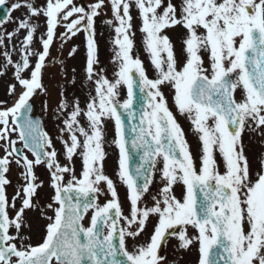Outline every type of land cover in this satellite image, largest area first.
Returning <instances> with one entry per match:
<instances>
[{
  "label": "snow or ice",
  "instance_id": "1",
  "mask_svg": "<svg viewBox=\"0 0 264 264\" xmlns=\"http://www.w3.org/2000/svg\"><path fill=\"white\" fill-rule=\"evenodd\" d=\"M6 2L0 0V6ZM108 4L112 20L105 23L115 33L111 62L116 70L112 80L104 75L103 68L97 70L95 18L105 7V0L88 6H77L74 0H46L36 6L34 0H25L11 4L0 17V47L4 48L0 75L9 66L14 69L16 83L8 86V95L17 97L10 107L0 101V148L4 151L0 157V264H164L159 250L170 237L178 240L183 251L198 246V264H264V158L253 180L242 140L245 131L264 136L260 131L264 129V0H180L179 7L171 0L166 5L165 0H108ZM133 5L141 19L144 49L155 79L149 78L139 56H133ZM22 7L27 8V15L13 21L11 12ZM41 16L45 31L38 35L40 24L34 18ZM13 22L15 27L7 30L5 26ZM61 26V47L78 32L86 33L85 76L93 82L95 93L84 108L78 98L70 102L61 93L56 115L58 119L64 117L59 128L62 155L67 161L64 164L42 122L32 117L30 104L38 91L46 92L43 70ZM175 26L187 30L183 40L185 62L179 67L173 44L163 34ZM201 28L203 33H198ZM22 30L21 58L13 61L5 41L11 42ZM37 41L40 50L34 47ZM77 49L73 46L69 56ZM201 52L208 53L209 67L204 66ZM71 83L75 84V79ZM17 84L21 89L18 94ZM121 86L127 90L122 103ZM166 86L174 89L179 113L188 117L198 136L199 168L183 129L168 107L162 91ZM137 87L147 102L139 116L133 107ZM237 89L241 91L239 101L235 98ZM125 113L128 119L139 121L130 126L134 134L131 149L139 153L134 171ZM107 120L114 121L111 143L119 149L117 176L128 190V215L122 211L114 181L104 173ZM65 133L68 139L63 138ZM13 134L16 139H12ZM21 143L34 159L17 146ZM216 153L222 157L223 174ZM77 155L82 166L79 177L72 164ZM13 163L23 169L24 183L9 200L6 189L11 181L7 174ZM38 165L50 173L54 194L46 208L54 215H43L49 221L46 235L42 243L33 246L24 243L21 232L30 227L24 220L26 210L38 207L34 197L43 186L42 181L37 182ZM157 171L163 187L149 207L142 199L150 194ZM66 174L70 176L67 183ZM101 183L110 196L103 205L97 202L104 194ZM178 183L185 188L183 200L173 192ZM17 199L21 201L18 209ZM10 209L14 216L9 215ZM89 211L90 224L84 227L82 221ZM153 215L158 220L150 238L129 251L126 240L139 237ZM189 227L195 235L188 233ZM10 229H15V234H10Z\"/></svg>",
  "mask_w": 264,
  "mask_h": 264
},
{
  "label": "flooded vegetation",
  "instance_id": "2",
  "mask_svg": "<svg viewBox=\"0 0 264 264\" xmlns=\"http://www.w3.org/2000/svg\"><path fill=\"white\" fill-rule=\"evenodd\" d=\"M21 2L24 3L25 0H7L6 5L10 8L11 4ZM46 0H34V3L36 6H42L44 5ZM171 2L179 7L180 0H171ZM167 3V0H165V5ZM85 6V5H83ZM22 14H20L19 18L23 19L27 15V8L22 7L19 9ZM131 15L133 17L132 19V32L135 33V35L132 37L134 40V49H133V56H139V58L143 59L146 64V72L149 73L147 75L153 74L156 75L155 70L153 69L148 54L145 52L143 39L144 34L140 31L141 28V19L139 17L138 10L135 8V5H133L130 9ZM34 22H37L40 24V28L38 29V35L42 34L45 31L44 27V17L41 16L38 20H35ZM115 24V22H113ZM203 29H198V33H203ZM167 35L170 39V41L173 44L174 52L176 55L178 67L182 66L185 62V56L183 53V40L187 35V30L184 29L182 26H175L173 28L165 29L164 33ZM25 35V31L22 30L16 37L13 38V46H15L14 49V60L18 61L21 58V54L18 51L20 48L23 37ZM115 36L114 30H113V38ZM64 42L63 44H65ZM34 47L37 50H40V45L37 42H34ZM67 52V47L64 51H61L62 54ZM202 58L204 60V66L209 67V60H208V53L201 52ZM32 62H35V57L32 58ZM47 64V61H46ZM67 70V68H63L62 71ZM7 71V70H6ZM25 76H28L29 73L25 72ZM15 79V78H14ZM61 78H57L56 82L54 79V74H49L47 67L43 70V76H42V83L46 89V92H39L34 95L31 99L33 102L34 107V114L38 118L42 119L43 122V129L49 134V136L53 139L54 147L56 148L59 156V161L61 164L67 163L64 156L62 155V144H61V134L59 132V128L62 127V120L64 117L57 118V115L51 116L49 114V111L51 108L58 105L60 99H61V93L64 94V96H69V91L66 89V86L61 82ZM10 82H8L9 85ZM13 84V83H12ZM11 96L6 95V91L4 90L3 86L0 85V101H5L7 104L10 102ZM45 103L47 104V108H44ZM81 123L84 124L85 121L81 119ZM109 124V120L105 122V140L107 141L105 145V152L106 157L104 160V173L108 175L113 180V130L111 125ZM261 132H264V130H260ZM64 139H68L67 134L65 133L63 136ZM243 144H244V151L250 150L252 147L255 148L256 151V168L260 167V160L264 158V136L258 134L257 132H252L251 134L242 136ZM22 149V151L26 152V154L29 156L30 159H34L31 152H29L27 149H23L22 143L17 145ZM196 150V148H195ZM4 155V151H3ZM193 158L196 162L197 168H199V157L200 153L192 152ZM72 164L75 168V173L77 177L80 176L81 173V160L80 157L74 156ZM159 165H157L158 168ZM23 169L19 166H17L15 163H13L10 167V171L7 174L8 179L11 181V184L7 186L6 192L7 196L9 197V200L16 194L17 190L21 188V185L24 183V181L21 178V172ZM223 171V170H222ZM258 169H255V179H256V173L258 172ZM35 173L38 178L37 182H43V186L40 187L37 190V195L34 197V203L38 205V207L35 210H26L24 215V220L30 225V227L22 228L21 235L25 237L24 243L25 244H31L32 242L36 240H40L42 237L46 234V225L49 223L47 219L43 218V215L47 216H53L54 213L51 209H47L46 205L49 203H52V196L54 194L52 187L50 186V173L49 170L43 166L38 165L35 168ZM70 179L69 175H65V183ZM253 179V180H255ZM104 185V183L100 184L101 186ZM163 187V183L160 179V173L159 171L156 172L153 184L150 187V194H146L142 199V204L151 207L154 204V201L152 199L153 196H157L159 194V190ZM173 192L177 199L183 200L185 188L182 184L178 183L173 186ZM100 199V196L98 200ZM98 202V201H97ZM21 201L17 199L16 201V207L17 209L20 207ZM55 207V205H54ZM41 209H44V212L42 214ZM9 215L14 216L15 213L10 209ZM92 212L89 211V213L84 217L83 219V225L84 227H88L90 224V218H91ZM158 218L153 215L150 216L149 222L146 226L145 231L137 237L135 240L128 238L126 240L127 247L129 251H133L137 245L145 243L149 238L151 233L153 232L154 225L157 223ZM188 233L190 235H195V230L191 227L188 228ZM10 234H15V229H10ZM30 238V239H29ZM17 246H20L19 240L16 241ZM159 255L165 257L164 264H198L199 260V252H198V246L194 245L190 248L188 251H183L178 248V240L176 238L170 237L165 244L162 245L161 249L159 250ZM171 256H174L175 258H170Z\"/></svg>",
  "mask_w": 264,
  "mask_h": 264
},
{
  "label": "rangeland",
  "instance_id": "3",
  "mask_svg": "<svg viewBox=\"0 0 264 264\" xmlns=\"http://www.w3.org/2000/svg\"><path fill=\"white\" fill-rule=\"evenodd\" d=\"M77 2L79 3V0H77ZM77 2H76V0H74V3L78 6ZM85 2L88 3V5H91V4H94L96 2V0H85ZM110 9H111V6L108 4V0H105V7L102 9L101 14L95 18L96 20L101 21L102 24H105L102 27V31L103 30L106 32L110 31L109 25L105 23V21L112 19L111 15H110ZM19 16H20V10L19 9L15 10V12L12 15V20L13 21L19 20L20 19ZM5 27L7 28V30L11 31L15 27V23L14 22L8 23ZM62 32L63 31H60V33H62ZM81 34H83V32H78L76 36L72 37L69 40V43L71 42L70 46H69V52L73 48V44L78 46L76 54L69 58L70 59V66H72V67L82 68L86 63V36H82ZM5 43L8 44V50L11 52L12 59L14 60L13 40L11 42H8L6 40ZM105 44H106V41L103 40L101 43L100 49H98L99 50L98 51L99 65L97 66V68H103L105 70L104 75H106L109 80H112L114 78V72L116 70V66L111 62L112 57H113V50H104ZM111 46L113 47L112 43H111ZM54 48L56 49V46H54ZM3 51H4V48L0 47V56H1V62L2 63L4 62V57L2 54ZM56 51H57V56L59 55L61 57L62 53L60 52V50L57 48ZM50 58H48V60H47L49 74H54V73L60 74V72L62 71V69L64 67L60 63L62 60H59V62H54L53 61L54 57H52L51 59ZM0 66L3 67L2 65H0ZM0 69H2V68H0ZM70 76H75L76 83H78L79 77H84V81L81 84H84L85 88H86L85 89L86 90L85 91V104H86V102L90 98V95L95 94L93 82L88 81L86 79L85 74L79 75V71L73 72V74H70ZM151 77L155 79L154 76H151ZM2 80L7 81L8 75H4V76L0 75V83H2ZM162 91H163L164 96L167 100V104H168L170 111H172L177 122L179 123V125L181 126V128L184 131L185 139L187 140V142L190 146V151L200 153L201 144H200L199 139H195L193 136V132H192L193 131V125H192L191 121L188 119V117L186 115H182L179 113V111H178V109L174 103V89L166 86V87L162 88ZM14 97H16V95ZM235 97H236L237 101H239L241 99L240 89H237V91L235 93ZM126 98H127L126 86H121L119 89V101L122 103ZM70 99L72 100V98H70ZM6 106H9V107L12 106V101L10 104H8ZM189 124L191 125V128H190ZM246 132L248 134H251L253 131H245L244 133H246ZM114 134L115 133H114V121H113V138H114ZM15 136L13 137V135H12V139H16ZM2 143L3 142L1 141L0 144H2ZM195 148L197 151L195 150ZM114 153L116 156V160H115L116 169L114 172L116 174V177L113 178V181L115 183V186H116V189H117V192L119 195L122 211L125 215H128L129 211H130V204H129V201L127 199V191H124V185L120 182V180L117 176V172L119 169V165H118L119 149L116 145L113 148V154ZM245 155L248 157V159L250 161V173L252 174L253 162L251 160V150L245 151ZM216 160H217V163L219 166V171L221 172V174H223V172L225 171L223 160H222V157L220 155L218 157L217 153H216ZM159 167H161V165H159L158 168ZM101 189L104 190V194L101 195V200L99 201V204L103 205L108 199H110V196L107 194L106 186L102 185ZM245 228L247 229V225H245ZM42 240H40V241H42ZM38 242H39V240L34 241V242H32L31 245L37 244Z\"/></svg>",
  "mask_w": 264,
  "mask_h": 264
},
{
  "label": "water",
  "instance_id": "4",
  "mask_svg": "<svg viewBox=\"0 0 264 264\" xmlns=\"http://www.w3.org/2000/svg\"><path fill=\"white\" fill-rule=\"evenodd\" d=\"M4 16L5 12H2L0 13V15ZM134 110L136 111L137 113V116H139V114L144 110L146 109L147 107V102L145 100V97L144 95L139 91V88L137 87L136 88V94H135V100H134ZM121 111L123 112V109H121ZM124 118H125V123L126 125L128 126V131H127V135H128V139H129V148H130V152H131V156H132V159L130 161V167L132 169V171L135 170V166L136 164L138 163L139 161V153L136 152L135 149H131V145H130V140H131V137L134 135L132 132H131V125L133 123H138V119L133 121V120H130L128 119L127 117V114L125 113L124 114ZM201 199H202V196H201Z\"/></svg>",
  "mask_w": 264,
  "mask_h": 264
},
{
  "label": "bare ground",
  "instance_id": "5",
  "mask_svg": "<svg viewBox=\"0 0 264 264\" xmlns=\"http://www.w3.org/2000/svg\"><path fill=\"white\" fill-rule=\"evenodd\" d=\"M15 101V100H14Z\"/></svg>",
  "mask_w": 264,
  "mask_h": 264
}]
</instances>
